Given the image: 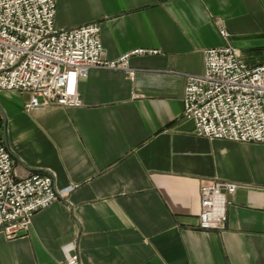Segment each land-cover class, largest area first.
<instances>
[{
	"label": "crops",
	"instance_id": "obj_1",
	"mask_svg": "<svg viewBox=\"0 0 264 264\" xmlns=\"http://www.w3.org/2000/svg\"><path fill=\"white\" fill-rule=\"evenodd\" d=\"M95 22L108 59L155 52L130 57L133 79L92 69L79 106L28 112L29 93L0 91L17 174L73 187L27 231L0 233V264H264V143L200 136L183 115L206 49L230 43L264 64V0H58L59 27ZM214 179L242 185L222 230L199 226L201 185Z\"/></svg>",
	"mask_w": 264,
	"mask_h": 264
},
{
	"label": "built area",
	"instance_id": "obj_2",
	"mask_svg": "<svg viewBox=\"0 0 264 264\" xmlns=\"http://www.w3.org/2000/svg\"><path fill=\"white\" fill-rule=\"evenodd\" d=\"M58 0H0V91L29 93L28 112L52 105L79 106L78 82L92 69H122L135 77L129 59L155 51L137 49L118 59L105 55L99 23L76 27L56 24ZM227 39L228 32L221 29ZM184 117L196 133L210 139L264 143V64L251 67L228 43L205 50V72L187 74ZM242 185L214 179L201 185L199 226L222 230L229 196ZM73 187L59 190L53 174L21 177L0 133V233L15 238L34 215ZM63 264H79L72 255Z\"/></svg>",
	"mask_w": 264,
	"mask_h": 264
}]
</instances>
